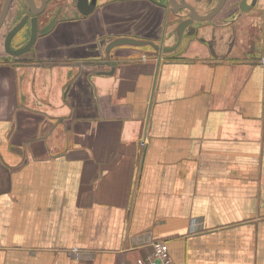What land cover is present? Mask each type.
<instances>
[{
    "label": "crops",
    "instance_id": "crops-1",
    "mask_svg": "<svg viewBox=\"0 0 264 264\" xmlns=\"http://www.w3.org/2000/svg\"><path fill=\"white\" fill-rule=\"evenodd\" d=\"M167 13L113 0L52 25L36 69L0 62V264H136L153 241L264 264V26L223 14L160 64H84L103 38L160 39Z\"/></svg>",
    "mask_w": 264,
    "mask_h": 264
},
{
    "label": "water",
    "instance_id": "water-1",
    "mask_svg": "<svg viewBox=\"0 0 264 264\" xmlns=\"http://www.w3.org/2000/svg\"><path fill=\"white\" fill-rule=\"evenodd\" d=\"M105 0H51L49 7L47 0H0V62L12 63L21 68L36 69L40 66L36 60V48L39 40L52 34L53 28L58 22H72L86 19L91 16L99 7L104 5ZM120 1V0H117ZM147 2L151 3L149 0ZM168 0L161 6L168 13L172 8L174 13L178 12V18L181 21L174 20L175 27L169 36H174L177 43L172 46H166L169 40L164 33L160 39L137 38L130 36L117 37L112 39H101L88 44L85 65L89 66H110L118 65L115 60V52L123 48H151L158 54L159 64L164 55H170L177 51L178 47L184 41V38L195 37L199 35L203 28H206L213 19L221 17L223 14L234 20L244 19L251 27L264 26V4L261 8L258 4L254 13H249L250 7H241L240 0ZM249 0H243V3L250 5ZM260 1V0H259ZM158 6L156 3H151ZM240 6V11L239 7ZM258 10L260 14L258 13ZM187 12V14H186ZM245 13V14H243ZM248 13V14H247ZM262 13V15H261ZM200 22V23H197ZM25 27H28L26 40L19 43L15 48L12 47L13 39ZM186 33V34H185ZM120 57L121 56H117ZM101 72L107 75L113 73Z\"/></svg>",
    "mask_w": 264,
    "mask_h": 264
},
{
    "label": "built area",
    "instance_id": "built-area-1",
    "mask_svg": "<svg viewBox=\"0 0 264 264\" xmlns=\"http://www.w3.org/2000/svg\"><path fill=\"white\" fill-rule=\"evenodd\" d=\"M136 264H177V263L171 258L168 247L164 242L153 241L152 251L150 252V254L146 257L145 260L138 261Z\"/></svg>",
    "mask_w": 264,
    "mask_h": 264
},
{
    "label": "flooded vegetation",
    "instance_id": "flooded-vegetation-1",
    "mask_svg": "<svg viewBox=\"0 0 264 264\" xmlns=\"http://www.w3.org/2000/svg\"><path fill=\"white\" fill-rule=\"evenodd\" d=\"M110 1H113V0H105L104 1V3L105 4H108ZM151 3H156L158 6H160V7H162L161 5L162 4H166L167 2H168V0H149ZM187 2H190L189 0H186ZM255 0H249L248 1V3L250 4L249 6L248 5H246V4H244L243 3V0H240V5H241V7H250L251 5H252V3L254 2ZM257 1V3L255 4V5H252L249 9H251L252 8V10H250L249 11V13H254L257 9H256V7L258 6V4H259V0H256ZM183 2V0H178V3H182ZM239 8V11L238 12H241L240 11V6L238 7ZM165 9V8H164ZM166 10V9H165ZM243 14H245V13H243ZM248 14V13H247ZM261 15H262V13H261ZM177 16H179L178 15V12L177 13H174L173 12V10H172V8L170 9V12L169 13H167L166 14V18H167V22H166V27H165V31H164V33H166V31H167V23L169 24V22L170 21H174V20H176L177 22H180L182 19H181V17L180 18H178ZM165 18V19H166ZM186 34V33H185ZM178 41V40H177ZM177 41H176V43H177ZM175 43V44H176ZM174 44V45H175ZM173 45V46H174Z\"/></svg>",
    "mask_w": 264,
    "mask_h": 264
},
{
    "label": "rangeland",
    "instance_id": "rangeland-1",
    "mask_svg": "<svg viewBox=\"0 0 264 264\" xmlns=\"http://www.w3.org/2000/svg\"><path fill=\"white\" fill-rule=\"evenodd\" d=\"M50 2H51V0H47L48 7H49ZM186 14H187V12H186ZM197 23H200V22H197ZM27 31H28V27H25L22 31H20L17 34V36L13 39V42H12L13 48H15L19 43H22L26 40ZM184 42L185 41H183L182 44L178 47L177 52L183 51L184 46H185ZM144 58H146V57L144 56Z\"/></svg>",
    "mask_w": 264,
    "mask_h": 264
}]
</instances>
